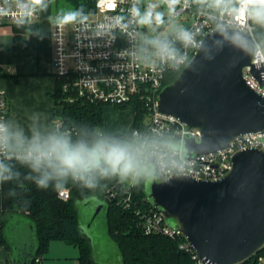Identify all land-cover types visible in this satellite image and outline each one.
Wrapping results in <instances>:
<instances>
[{
  "label": "built area",
  "instance_id": "2783aa9c",
  "mask_svg": "<svg viewBox=\"0 0 264 264\" xmlns=\"http://www.w3.org/2000/svg\"><path fill=\"white\" fill-rule=\"evenodd\" d=\"M78 1L88 3L93 28L95 24L103 23L106 16L117 14L98 8L97 0ZM110 4L107 5L108 9L114 7L112 4L109 7ZM126 7V4L120 6L122 9ZM182 14H187L192 19L191 25L184 28L192 34V40L188 43L180 42L176 39L177 31L161 39L169 41L176 50L174 60L162 59L153 54L154 49L146 48L147 51L141 52V35L137 32L123 35L116 30L114 39H110L108 36L95 35L91 30L81 32L69 27L61 33L52 27L54 75L57 80L63 81L67 102L81 99L116 108L135 107V102L145 104L149 122L142 131L134 129L132 137L139 142L136 148L138 166L149 158H156L159 181L168 180L175 175L197 180H219L232 169V159L237 152L248 148L264 151V131L238 136L223 151L187 159L183 153L186 138L190 136L199 141L201 133L197 128L187 129L175 117L161 114L158 111L159 95L168 73L182 71L198 52L208 33L238 29L254 39L255 52L251 64L262 70L259 79L253 73L252 66L246 67L243 71L244 80L254 92L264 97V30L259 31V25L248 19L241 0H234L233 6L220 10L188 0L186 5L177 6L173 17ZM4 25L14 26L11 20H0V27ZM148 47L152 49V46ZM8 114L6 93L0 84V122L8 124ZM62 123V119H55L53 122L57 130ZM17 154L22 153H14L11 159H6L0 153V162L17 159ZM140 169L135 168L128 184L109 188L105 198L116 201L124 210L130 211L145 235H160L178 241L181 251L190 253L199 264H204L180 229L170 226L165 216L148 199L140 203L135 199L134 189L138 184ZM59 198L67 201L70 191L61 189ZM36 262L41 263V259L38 258ZM257 264H264V255L258 257Z\"/></svg>",
  "mask_w": 264,
  "mask_h": 264
},
{
  "label": "water",
  "instance_id": "95a60500",
  "mask_svg": "<svg viewBox=\"0 0 264 264\" xmlns=\"http://www.w3.org/2000/svg\"><path fill=\"white\" fill-rule=\"evenodd\" d=\"M254 52L255 41L246 32H210L178 78L161 91L158 111L201 133L199 141L186 138L187 159L223 151L238 136L264 131V97L243 76ZM252 68L260 79L262 70ZM232 163L219 180L175 175L164 181L158 179L156 158L143 164L153 167L148 200L182 231L204 264H243L264 249V151H239ZM134 171L124 174L127 183ZM32 255L13 258L12 264H28Z\"/></svg>",
  "mask_w": 264,
  "mask_h": 264
},
{
  "label": "trees",
  "instance_id": "16d2710c",
  "mask_svg": "<svg viewBox=\"0 0 264 264\" xmlns=\"http://www.w3.org/2000/svg\"><path fill=\"white\" fill-rule=\"evenodd\" d=\"M72 3L75 8L83 5L86 12L89 11L87 2L77 0ZM33 27L39 28L38 23ZM258 30L262 31L264 27L259 26ZM13 31L12 50L34 48L38 37H26L24 29H18L15 25ZM180 73L181 71L168 73L164 87L172 84ZM53 98L58 106L63 107V123L59 130L55 128L54 138L66 140L71 147L83 145L86 149H93L97 145L115 146L124 151L125 161L113 169L101 158L99 168H93L83 174L91 180V187L85 183V180L69 171L67 175L51 180L47 189L36 186L34 178L39 173L33 172L28 164L20 159L4 162L18 175L10 181L3 182L0 187V246L11 251L12 245L6 236L7 226L11 218L23 217L39 236V250L27 260L28 264H41L36 260L44 256L49 243L53 240H64L76 244L81 253L80 264H98L94 259L91 241L83 233L78 216V203L97 196L106 200L108 235L117 244L122 264H199L190 253L179 249L178 241L160 235H145L130 211L124 210L116 201L105 198L109 188L128 184L124 178L126 173L122 171L125 162L131 164V169L127 173L137 167H143V165L138 166L139 158L136 148L139 142L132 136H107L104 133V113L107 106L81 99L67 102L62 80H57V89ZM127 108L119 107L118 109ZM135 109L134 128L142 131L149 122V112L145 104L141 102H135ZM101 169H107L106 174ZM146 178L147 174L142 173L140 169L138 184L134 189L135 199L139 200V203L148 199ZM57 184L60 185L59 188L56 187ZM69 186L71 187L70 199L61 200L59 191ZM263 254L264 250L243 264H257L258 257Z\"/></svg>",
  "mask_w": 264,
  "mask_h": 264
},
{
  "label": "clouds",
  "instance_id": "9594fccd",
  "mask_svg": "<svg viewBox=\"0 0 264 264\" xmlns=\"http://www.w3.org/2000/svg\"><path fill=\"white\" fill-rule=\"evenodd\" d=\"M196 3L209 8L220 10L233 6L234 0H195ZM52 0H0V20L8 19L18 29H24L25 36L43 38L44 33L33 26L39 22L40 14L48 11ZM114 5L111 9L107 5ZM188 0H97V7L106 11L117 13L106 16L103 23L93 25L90 23V12H86L83 5L59 9L55 15H49V25L58 29L61 33L69 27L84 32L91 30L95 35L108 36L114 39V32L118 30L123 35L137 32L142 36V43L150 45L155 50L153 54L162 59H176V50L167 40L156 39L145 34L154 29L164 26L176 13L177 6L186 5ZM244 11L254 24L264 27V0H241ZM126 8H120L121 5ZM119 9V11H117ZM176 39L182 43L192 40V34L180 28L176 32ZM147 51L142 47L141 52ZM25 138L22 133L7 124L0 122V153L6 159H11L12 154L18 149L24 148ZM23 163L29 165L33 172L39 173L34 178L38 188L47 189L49 182L58 176H65L71 171L91 187L92 182L86 178L93 168H99L103 158L113 169L125 161V153L115 146L97 145L88 150L83 145L71 147L66 140L50 138L41 142L38 137L28 143L22 154L16 155ZM131 169V164L125 162L122 168L124 173ZM106 174L107 169H101ZM17 173L11 167L0 162V184L12 180ZM60 187L59 184L56 185Z\"/></svg>",
  "mask_w": 264,
  "mask_h": 264
},
{
  "label": "crops",
  "instance_id": "0c3cea01",
  "mask_svg": "<svg viewBox=\"0 0 264 264\" xmlns=\"http://www.w3.org/2000/svg\"><path fill=\"white\" fill-rule=\"evenodd\" d=\"M51 6L52 3L48 11L42 13L38 22L39 29L43 31L44 36L42 39L38 38L33 49L12 50L13 27L9 25L0 27V48H3L0 50V84L7 97L8 124L13 130L22 133L25 138L24 148L28 146L33 137H38L41 142L55 137L53 122L63 117V107L58 106L53 98L57 89V79L53 66L52 26L47 21V17L52 15ZM130 107L133 109L131 114L121 111L120 118L122 116L126 120L128 118L127 127L131 131H126L128 132L126 133L119 127L116 133L113 129L107 128L105 118L104 131L106 135L108 134L107 136H132L135 129L136 109L133 106ZM124 124L122 122L121 126ZM107 130H112L113 134L107 133ZM24 148L18 149L16 153H23ZM10 222L24 228L31 236L19 238L25 239L19 242L23 244L20 251H17L18 247L13 243H11V251L0 246V264H12L13 258L23 261L27 256L39 250V236L26 219L14 217ZM80 257V249L76 244L64 240H53L49 243L47 252L40 259L41 264H80Z\"/></svg>",
  "mask_w": 264,
  "mask_h": 264
},
{
  "label": "rangeland",
  "instance_id": "374dc122",
  "mask_svg": "<svg viewBox=\"0 0 264 264\" xmlns=\"http://www.w3.org/2000/svg\"><path fill=\"white\" fill-rule=\"evenodd\" d=\"M75 8L72 2L66 0H52L51 12L54 16L59 9H70ZM192 19L187 14H182L177 17H172L164 26L154 29L152 32H146L145 34L156 38L163 39L178 31L180 28H186L190 26ZM141 47L153 50L148 45L142 43L141 36ZM132 107H129L125 110H119L113 106H107L105 110V118L107 128L113 129L114 132H118L119 127H121L123 132H130L131 129L127 127V120L122 116L120 118L121 111L128 113L129 115L132 112ZM124 122V126L122 125ZM112 130H107V133L113 134ZM126 132V133H128ZM104 133H106L104 131ZM108 135V134H107ZM122 162V161H121ZM142 173L147 174L146 185L148 189L151 185L150 174L153 173V167H142ZM77 179V177H75ZM63 189L70 191L71 196V187H63ZM70 199V198H69ZM68 199V200H69ZM67 200V201H68ZM100 205H104L103 209L97 213V210ZM106 200L100 197H91L90 199L78 203V216L80 221V227L83 233L90 239L93 247L94 259L98 264H122V257L120 251L117 247V244L110 238L108 235L107 229V211L105 208ZM6 236L9 238L10 243L15 244L18 247L17 251H20V248H23V244L19 242L25 241V236H31L24 228L16 226L13 222H9L6 229ZM20 237H23L19 239ZM27 243V241H26ZM264 255V254H263ZM262 256V255H260ZM258 261V259H257Z\"/></svg>",
  "mask_w": 264,
  "mask_h": 264
},
{
  "label": "snow or ice",
  "instance_id": "6c2138e0",
  "mask_svg": "<svg viewBox=\"0 0 264 264\" xmlns=\"http://www.w3.org/2000/svg\"><path fill=\"white\" fill-rule=\"evenodd\" d=\"M112 5L110 4L109 7H111Z\"/></svg>",
  "mask_w": 264,
  "mask_h": 264
}]
</instances>
